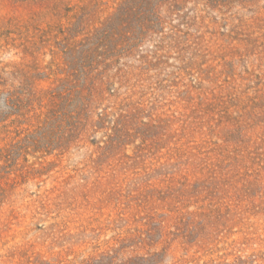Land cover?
Here are the masks:
<instances>
[{
    "label": "rangeland",
    "instance_id": "1",
    "mask_svg": "<svg viewBox=\"0 0 264 264\" xmlns=\"http://www.w3.org/2000/svg\"><path fill=\"white\" fill-rule=\"evenodd\" d=\"M118 1L0 0V91L55 87L60 29L81 37ZM184 13L146 63L122 60L84 138L46 146L42 107L0 126V264H264V11Z\"/></svg>",
    "mask_w": 264,
    "mask_h": 264
},
{
    "label": "trees",
    "instance_id": "2",
    "mask_svg": "<svg viewBox=\"0 0 264 264\" xmlns=\"http://www.w3.org/2000/svg\"><path fill=\"white\" fill-rule=\"evenodd\" d=\"M86 1L99 4V0ZM262 2L264 0H119L110 15L81 37L71 36L70 27L60 29L67 48L74 54L70 60L57 65L66 74L59 78L55 87L42 90L38 96L22 88L0 91L4 106L0 109V126L11 118L16 121L24 117L30 119L33 117L29 116L30 112L45 108V111L36 114L38 117L44 115L43 124L39 126L44 144L49 146L57 141L63 149L72 141L71 137L77 130L78 137L82 139L88 129H95L99 122L106 121L109 112L104 109L96 112L98 107L94 104H99L105 97L118 98L120 86L115 85L128 75L126 69L131 66L122 60L134 58L139 64L146 63L151 54L144 53L145 42L153 43L151 46L155 50L150 51L153 57L164 40L182 32L179 27L168 25L175 19L186 20L184 8L196 11L202 6L205 11H220L238 5L256 13L264 11ZM84 8L87 7L80 9ZM185 25L186 22H183ZM166 28L175 32L166 34ZM153 35L160 37L157 43L152 41ZM35 100H38V107ZM111 129L113 134L107 143L97 147V163L101 156H109L110 151L121 143L116 133L120 129L119 123L115 122ZM56 132L58 135H55Z\"/></svg>",
    "mask_w": 264,
    "mask_h": 264
}]
</instances>
